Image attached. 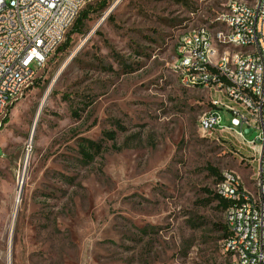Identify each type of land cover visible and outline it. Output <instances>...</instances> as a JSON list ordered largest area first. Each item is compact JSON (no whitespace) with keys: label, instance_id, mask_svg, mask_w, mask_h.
<instances>
[{"label":"rangeland","instance_id":"1","mask_svg":"<svg viewBox=\"0 0 264 264\" xmlns=\"http://www.w3.org/2000/svg\"><path fill=\"white\" fill-rule=\"evenodd\" d=\"M107 1L0 130V264H223L225 211L207 168L256 194L257 161L200 130L209 96L170 65L182 34L221 25L228 0ZM84 138L102 146L91 161Z\"/></svg>","mask_w":264,"mask_h":264},{"label":"built area","instance_id":"2","mask_svg":"<svg viewBox=\"0 0 264 264\" xmlns=\"http://www.w3.org/2000/svg\"><path fill=\"white\" fill-rule=\"evenodd\" d=\"M97 1L0 0V130L28 89L23 81L34 84L81 12ZM217 18L232 20L233 30L202 25L186 31L178 41L184 58L175 57L170 67L178 76L181 64H188L181 84L209 96L200 130L231 135L253 152L256 194L233 171L222 173L215 192L232 202L225 211L223 264H264V0H228ZM224 113L230 125L223 123Z\"/></svg>","mask_w":264,"mask_h":264},{"label":"trees","instance_id":"3","mask_svg":"<svg viewBox=\"0 0 264 264\" xmlns=\"http://www.w3.org/2000/svg\"><path fill=\"white\" fill-rule=\"evenodd\" d=\"M97 7L99 8V10L95 9L94 6H92V5H88L87 8H85L81 12L79 18L77 19V21L75 22V24L73 26V30H72L73 33H83L84 29L87 26L88 21L91 18L92 12L93 11L101 12V11L105 10L108 7V1L107 0H101V2L97 5ZM71 35H72V33H69L66 41L58 48L59 52H64L70 47ZM8 121H9V117L6 118L5 123H7ZM113 135L114 134L108 135V137L110 139L114 140L115 136H113ZM82 142L83 143L80 144V152H81L85 161L93 160L95 155L98 154L102 150V146L99 142H96V141L90 140V139H85V138L82 139ZM207 169H208L211 176L216 177L217 183L222 180L223 175H222V172H220V170L218 168H215L213 166H208ZM212 201H216L218 203L219 209H221L222 211H226L232 205L231 201L222 198L216 192L214 193V197H213ZM220 231H222V234H223L222 239L223 240L229 236V230H228V227L226 224H223L221 226Z\"/></svg>","mask_w":264,"mask_h":264},{"label":"bare ground","instance_id":"4","mask_svg":"<svg viewBox=\"0 0 264 264\" xmlns=\"http://www.w3.org/2000/svg\"><path fill=\"white\" fill-rule=\"evenodd\" d=\"M218 20L222 25V29L233 30L232 20H226V18H218ZM175 57L184 58V50L182 49V43L180 42H178L177 44ZM187 73H188V64H181V71L180 74H178L181 83H184V81H186ZM28 87H30V81H23V88H28ZM199 88H206V81H199Z\"/></svg>","mask_w":264,"mask_h":264},{"label":"water","instance_id":"5","mask_svg":"<svg viewBox=\"0 0 264 264\" xmlns=\"http://www.w3.org/2000/svg\"><path fill=\"white\" fill-rule=\"evenodd\" d=\"M250 132H251L250 129H247V130H246V134H250ZM254 137H255V134L251 135V138H254ZM22 189H23V180H22L21 183H20V192L22 191ZM20 197H21V195H19L18 200L20 199Z\"/></svg>","mask_w":264,"mask_h":264}]
</instances>
